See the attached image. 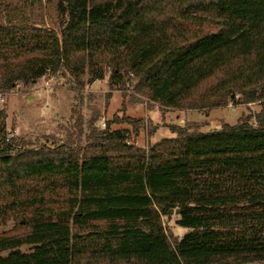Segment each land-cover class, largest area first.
<instances>
[{
    "label": "trees",
    "instance_id": "trees-1",
    "mask_svg": "<svg viewBox=\"0 0 264 264\" xmlns=\"http://www.w3.org/2000/svg\"><path fill=\"white\" fill-rule=\"evenodd\" d=\"M57 9L60 38L30 45L0 27V89L64 72L80 83L86 66L92 82L104 80L102 62L110 86L131 81L161 107L262 109L213 132L171 128L175 138L148 150L111 129L138 134L141 119L100 131L91 120L87 139L115 141L118 154L101 147L81 160L67 145L12 157L25 149L0 121V229L16 221L0 230V264H264V0H59ZM177 212L189 231L172 240L163 219Z\"/></svg>",
    "mask_w": 264,
    "mask_h": 264
},
{
    "label": "rangeland",
    "instance_id": "rangeland-1",
    "mask_svg": "<svg viewBox=\"0 0 264 264\" xmlns=\"http://www.w3.org/2000/svg\"><path fill=\"white\" fill-rule=\"evenodd\" d=\"M58 1L0 0V27L11 31L17 39L32 37L27 42L30 45H34L33 40L40 42L50 37L60 38ZM101 64L104 80L92 82L86 66L85 73L79 78L80 83L64 72L55 77L45 76L31 86L19 85L10 91L0 89V93L6 95L5 100L0 102V121H5L8 135H12L13 142L10 141L25 149L12 152V157L34 158L43 147L53 151L62 145H67L68 154L78 160L96 156L101 147L109 149L110 155H117L114 146L118 143L115 141L96 139L93 145L87 139L86 123L91 120H97L96 130L100 131L104 129L103 123L108 129L115 118L141 119L144 128L138 134L133 125L113 124L111 129L126 130L129 132L126 134L129 145L148 150L162 143L163 139L175 138L171 128L213 132L225 124L236 125L242 117L255 115L262 109L259 103L238 106L234 102H229L226 107L201 111L161 107L150 101L146 93L135 91V83L131 81L127 91L110 86V70L106 63ZM78 121L84 122L82 133L76 124ZM179 219L178 214L163 219L172 240L183 238L189 231L176 224ZM15 225L13 220L0 230L13 232Z\"/></svg>",
    "mask_w": 264,
    "mask_h": 264
},
{
    "label": "built area",
    "instance_id": "built-area-1",
    "mask_svg": "<svg viewBox=\"0 0 264 264\" xmlns=\"http://www.w3.org/2000/svg\"><path fill=\"white\" fill-rule=\"evenodd\" d=\"M5 97H6V95L0 93V102H3L5 100ZM102 126L104 129L107 128V125L105 123H103ZM11 138H12V135H8L6 141L10 142Z\"/></svg>",
    "mask_w": 264,
    "mask_h": 264
},
{
    "label": "crops",
    "instance_id": "crops-1",
    "mask_svg": "<svg viewBox=\"0 0 264 264\" xmlns=\"http://www.w3.org/2000/svg\"><path fill=\"white\" fill-rule=\"evenodd\" d=\"M34 96H31L30 98H33Z\"/></svg>",
    "mask_w": 264,
    "mask_h": 264
},
{
    "label": "water",
    "instance_id": "water-1",
    "mask_svg": "<svg viewBox=\"0 0 264 264\" xmlns=\"http://www.w3.org/2000/svg\"><path fill=\"white\" fill-rule=\"evenodd\" d=\"M177 214H178V212H177Z\"/></svg>",
    "mask_w": 264,
    "mask_h": 264
}]
</instances>
